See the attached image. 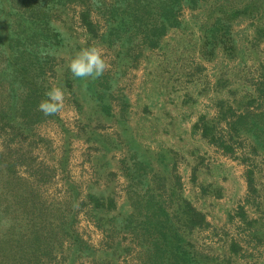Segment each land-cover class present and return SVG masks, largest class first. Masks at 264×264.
<instances>
[{"label": "rangeland", "instance_id": "obj_1", "mask_svg": "<svg viewBox=\"0 0 264 264\" xmlns=\"http://www.w3.org/2000/svg\"><path fill=\"white\" fill-rule=\"evenodd\" d=\"M14 1L0 0V264H173L149 249L161 203L199 215L174 264H264V157L250 135L224 150L196 128L225 134L264 108V0H174L179 24L154 47L131 36L125 0ZM91 44L104 73L73 76ZM53 86L64 105L45 115Z\"/></svg>", "mask_w": 264, "mask_h": 264}, {"label": "trees", "instance_id": "obj_2", "mask_svg": "<svg viewBox=\"0 0 264 264\" xmlns=\"http://www.w3.org/2000/svg\"><path fill=\"white\" fill-rule=\"evenodd\" d=\"M35 4L36 0H32ZM120 0H115V2ZM127 7H125V11L127 15L130 17V21L128 22V27L131 29L132 37H139L141 35V39L146 43L147 47H154L163 36L164 33L168 31V29L173 26H177L179 24L178 21V3L174 0H125ZM196 0H188L187 3L192 5ZM14 9H18V3H15L14 0H10ZM17 2V1H16ZM22 3L27 4L29 0H21ZM102 5L104 12H108L109 7L104 3L96 4ZM114 10H111V13ZM23 23H29L28 21L22 20ZM35 20L30 21V23L34 24ZM90 22V21H89ZM20 23V22H19ZM35 27V26H34ZM33 32L39 33L38 28H33ZM17 37V33H11L10 41L13 39L11 37ZM16 67L19 69H24L22 64L15 59ZM36 66V65H34ZM23 82V81H22ZM5 117H9L8 114L4 113ZM228 120V128L230 132L222 133L214 128L215 122L214 118L211 119H200L198 123H196V128H200L201 134L208 139V141L212 143H216L218 146H222L225 150L230 149V144L232 140L240 135H250L253 139L252 149L253 153L257 151H261L262 156L264 157V108H262L258 112H253L250 109H245L241 113L232 114L229 116ZM247 169L246 180L248 181V185L250 190L254 194H258V189L254 186L253 179V164ZM160 209L162 211V215L158 214L155 220L154 214L144 216V221L150 225V228H154L158 231L159 238L152 244L149 245V249L151 253L156 258V261H162L165 263L176 262L178 256L183 255L184 252H181V236L179 234L180 228L183 225L187 227H191L192 224H196L199 226V215L198 213L191 210H182V219L175 216L170 210L167 209L165 205L161 203ZM196 215V219H195ZM244 218L246 216H243ZM201 219L204 221V217L201 216ZM138 226V225H137ZM135 227L136 231L141 229H146L145 224H140V226ZM138 232V231H137ZM16 240L13 241V244H16ZM170 253V259L166 258L165 253Z\"/></svg>", "mask_w": 264, "mask_h": 264}, {"label": "clouds", "instance_id": "obj_3", "mask_svg": "<svg viewBox=\"0 0 264 264\" xmlns=\"http://www.w3.org/2000/svg\"><path fill=\"white\" fill-rule=\"evenodd\" d=\"M68 67L73 76L89 79L101 76L107 64L101 48L91 44L76 50L69 61ZM45 97L38 105L45 115H52L61 110L65 101V93L61 87H51L46 91Z\"/></svg>", "mask_w": 264, "mask_h": 264}]
</instances>
